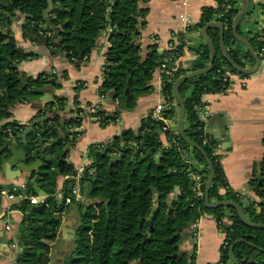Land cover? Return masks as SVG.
<instances>
[{
	"label": "trees",
	"instance_id": "obj_1",
	"mask_svg": "<svg viewBox=\"0 0 264 264\" xmlns=\"http://www.w3.org/2000/svg\"><path fill=\"white\" fill-rule=\"evenodd\" d=\"M148 1L52 0L48 16L51 20L46 24L43 11L48 7V0H0V170L1 161L9 156L8 148H2L7 141L24 149L29 161L36 153L46 158L38 173L32 175L25 185L28 195H36L31 184V180L35 179L46 196L38 204L23 200L10 206L22 213L15 242H10L15 243L18 249L12 264L49 262L50 248L58 234L62 210L64 207L67 209L64 205L66 196H72L74 205L79 209L84 207V210L79 212L72 239L73 247L64 264H132L137 261L138 264H194V253L180 249V242L185 236L177 232L184 231L186 226L203 215L213 217L217 227L226 233L228 245L219 248L216 264H234L229 249L236 240H241L233 247V255L239 264H264V227L245 224L233 206L210 208L205 205L204 197H195L183 151L190 153L194 161L192 168L201 175L204 186L210 171L209 165L199 150L185 143L177 129L163 130V121L154 117L152 111L140 119L136 128H128L108 141L88 145L86 154L90 162L78 180L81 195L84 194L86 183V195L88 199L94 200L88 201V204L82 203L86 201L83 195V200L73 199L75 180L71 176L75 169L72 163L65 160L64 153L56 154L55 148L61 151V146L40 144L38 133L32 132L22 142L18 135L26 126L16 120L4 122L12 115L14 105L40 96L41 89L56 79L55 74L44 71L29 76L27 80H24L23 75L19 77L18 64L21 61L42 55L40 52L25 51L18 45L10 27L17 18L16 12H20L26 16L20 28L22 38L30 43H45L47 55L64 56L72 64L88 59L102 32L109 28L102 83L98 91L101 100L110 99L114 108L109 111L97 103L95 112L88 113L102 127L118 119L123 109L117 105L126 91L128 100L125 109L130 110L136 106L142 94L152 89L154 72L165 57L169 65L161 74L164 100L161 113L174 124L178 105L173 84L180 76L208 66L210 50L207 44L198 47V57L190 67L184 68L175 65L185 45L181 35H178L179 44L161 52L157 42L143 46L140 38L148 12L145 3ZM222 1L217 0V6L203 7L200 21L194 27L202 29L213 22L215 13L222 10L224 15L217 22L223 26V43L227 55L240 67H252L255 59L232 32L233 18L240 7L235 0H229L230 8L224 10L219 5ZM248 2L241 20L258 8L263 15L264 30V1ZM241 20L237 24L239 35L242 34ZM206 33L215 48L212 69L181 80L177 86L184 102L183 130L190 140L203 149L211 163L213 175L208 190L209 202L234 201L250 222L264 224V154L252 165L248 180V185L255 187L252 191L258 200H244L229 186L219 162L220 156L216 154L217 139L206 132L207 139L199 137L201 113L198 107L204 104L202 97L222 89V77L217 71L219 68L225 65L235 72L220 50V29L209 25ZM248 41L257 57L264 60V35L260 38L255 33ZM169 43L172 44L173 40ZM175 66L176 70H172ZM55 100L59 103L57 98ZM46 105L37 111L36 117L44 116ZM74 111L76 116L70 124L80 127L85 110L79 107ZM79 134L77 131L72 133L74 138ZM163 138L168 144L164 145ZM176 144L181 146V151ZM47 153L53 156L46 157ZM117 155L120 158L112 160ZM197 164L202 165V168H196ZM64 175L69 177L62 182V200L59 202L57 183L59 177ZM258 176L262 178L259 180ZM175 188L178 193L170 198ZM5 189L6 186L0 185V194Z\"/></svg>",
	"mask_w": 264,
	"mask_h": 264
},
{
	"label": "crops",
	"instance_id": "obj_2",
	"mask_svg": "<svg viewBox=\"0 0 264 264\" xmlns=\"http://www.w3.org/2000/svg\"><path fill=\"white\" fill-rule=\"evenodd\" d=\"M216 1L149 0L145 3L148 12L144 18L145 24L141 31L140 41L142 45L145 46L150 42L157 41L160 52L168 49L170 40H174V34L182 30L183 22L180 17L186 16L191 25L183 33L185 45L176 64L184 68L190 67L198 57L196 49L207 44L202 35V29H197L194 26L200 21L202 8L215 6ZM235 1L236 5L241 8L243 0ZM16 17L10 28L20 48L25 51L42 53L39 57L21 61L18 64L20 72L23 76L29 77L44 71L55 74L56 79L48 84L53 89L42 91L40 96L14 105L12 115L4 122L16 120L19 124L27 127L32 122L40 120L41 117H36L37 111L55 98L59 100L60 106L57 107L59 110L54 112L62 119H69L74 116L73 104L75 103L85 110L97 103H101V106L109 111L114 108L110 99L101 100L98 91L102 83L104 52L108 46L109 28L102 32L88 59L72 64L64 56L50 57L47 55L45 43L25 41L20 29L25 16ZM262 27L263 15L261 10L256 8L252 15L241 20V36L247 40L255 33L260 36ZM168 65L169 62L164 57L161 66L154 72L151 81L152 89L138 98L133 109H123L115 122L102 127L95 121L94 117L87 113L83 115L82 123L77 131L80 134L75 138L71 135L66 144L62 146L65 160L73 164L75 171L80 166H85L90 162L86 154L89 144L108 141L128 128H136L140 119L150 113L162 101L161 74ZM246 76L247 84L245 87L235 81L234 85L222 93L205 94L203 100L207 103L211 113L206 127L208 131L214 127L216 129L215 135H213L218 141L216 153L220 156L229 186L233 191L239 193L244 200L247 199L244 196L245 191H247L248 196L253 197V200H258V197L251 190V186L248 185V180L251 177L252 165L264 154V60H260L256 72ZM170 126L172 127V124ZM173 126L177 129L176 121ZM163 143L164 145L167 144L164 138ZM28 179L27 177L7 179L4 171L0 170V185L6 186V188L16 187L26 193L25 185ZM65 179L66 175L59 177L57 192L60 191ZM3 192L0 194V264H12L18 249L16 245L10 242L15 237L18 223L22 219V213L17 209L10 208L16 201L7 199ZM177 193L178 189H175L170 198L175 197ZM69 222L70 220L61 222L57 237L51 245L50 258L47 264H64V260L72 248L71 242L67 240V232L74 227ZM6 225L9 226V229H6ZM63 229L66 230L65 233ZM221 240L220 230L215 219L209 215H203L197 220L196 241L191 240L192 244L180 245V249L188 253L193 251L194 264H216L219 259Z\"/></svg>",
	"mask_w": 264,
	"mask_h": 264
},
{
	"label": "water",
	"instance_id": "obj_3",
	"mask_svg": "<svg viewBox=\"0 0 264 264\" xmlns=\"http://www.w3.org/2000/svg\"><path fill=\"white\" fill-rule=\"evenodd\" d=\"M52 0H48V7L43 11V17L45 18V22L46 24L50 22V18H48L49 16V12L51 10L52 7ZM248 0H243V5L240 8V10L238 11V13L234 16L233 18V24H232V32L234 37L240 41L247 49L248 51L251 53V55L253 56V58L255 59V65L252 68H243L240 67L238 65H236L231 59L230 57L227 55L226 49L224 47V43H223V26L222 24H220L219 22H211L210 24L204 26L202 28V35L204 36V38L206 39L208 48L210 50V59H209V64L208 66H206L205 68L199 69V70H195L192 72H189L185 75L180 76L173 84V92H174V96L176 99V103L178 105V112H177V117H176V126H177V131L179 133V135L182 137V139L185 141L186 144H188L189 146H192L194 148H196L197 150H199L202 155L204 156L205 160L207 161L210 171L207 177V180L205 182V187H204V202L205 205L207 207L210 208H214V207H218V206H233L237 212V215L239 216V218L247 225L249 226H258V227H264V224L262 223H253L250 222L242 213V210L240 208V206L234 202V201H230V200H225V201H221V202H209L208 200V190H209V186L212 180V175H213V169L211 167V163L210 161L206 158V155L203 151V149L196 144L195 142H193L192 140H190L184 133L183 130V126H182V122H183V115H184V102L183 99L181 98L177 86L178 83L181 80L193 77L195 75H199V74H203L206 73L208 71H210L212 69V65H213V61H214V57H215V48L214 45L212 43V41L210 40V38L208 37L207 33H206V29L209 25H215L220 29V50L222 52L223 57L225 58V60L229 63V65L232 66L233 69H235L236 72L241 73L243 75H250L253 74L254 72H256V70L258 69V66L260 64V59L257 57V55L255 54L253 48L251 47L250 43L248 42V40L244 37H242L241 35H239L237 33V24L240 20V18L245 14L247 8H248ZM21 15L25 14H21L20 12H16V16L21 17ZM26 17V16H25ZM9 29H7L6 33H8ZM42 44V43H41ZM22 76V72L19 73V77ZM28 76L24 77V80H27ZM48 89H53L52 86L50 85H45L41 91H47ZM128 100V94L127 91L125 92V94L122 96V98L120 99L119 103H118V108L119 109H125L126 107V102ZM51 116V115H50ZM47 117H41L40 120L38 121H34L32 122L31 125L27 126L25 128V130L20 133L18 136L21 138L22 142L26 141V138L28 136V134L30 132H32L33 134H37V130H36V125L39 124V127L41 128L40 131V135L43 136V134L46 133V128H43L44 122L46 121ZM78 131V130H77ZM67 136H64V138H66ZM46 142V146H53L55 145L56 142H61V139L58 140H53L50 138H39V143H45ZM3 149L8 148L9 151V157L7 159H3L1 161V169L2 171H4L5 173V177L7 179H15V178H30L32 175L38 173V171L40 170V168L42 167L43 162L46 160L45 157H41L40 154L36 153L34 155L31 156V161H29V158L27 156V153L24 149H17L12 141H7L3 144L2 146ZM64 152V151H63ZM120 156H113L112 160H116L119 159ZM259 180L261 179V176L257 177ZM260 182V181H259ZM31 184L33 187L34 192L36 193L37 196L39 197H45L46 196V192L44 190H42L36 183L35 180H31ZM257 187V186H256ZM251 190H253L255 187L251 186L250 187ZM152 218V215L150 217V219ZM151 220H149L150 222ZM190 226H186L183 230H179L177 233L180 235H183L185 237H189V232L187 231V229ZM63 232L65 233L66 230L63 229ZM68 235V239H73L74 237V229H70L69 232H67ZM241 240H236L234 241L231 245H230V256L234 262V264H239L236 260V258L233 255V247L234 245ZM139 261L134 262L132 264H138Z\"/></svg>",
	"mask_w": 264,
	"mask_h": 264
},
{
	"label": "built area",
	"instance_id": "obj_4",
	"mask_svg": "<svg viewBox=\"0 0 264 264\" xmlns=\"http://www.w3.org/2000/svg\"><path fill=\"white\" fill-rule=\"evenodd\" d=\"M217 3V2H216ZM229 0H223L219 5L221 8H223L224 10H227L230 8V4H229ZM218 5V6H219ZM217 6V5H216ZM224 15V12L222 10H220L218 13H215L213 16L212 21L217 22V19L222 18ZM180 20L183 22V27L182 30L180 32H176V34H174V40L172 44H169V48H174L177 44H179V36L181 35L183 37V33L189 28V26L191 25L190 20L186 17V16H181ZM263 30V29H262ZM179 35V36H178ZM264 35V30L263 33L259 36L260 38H262V36ZM184 41V38H183ZM157 42V41H155ZM263 50V49H262ZM175 60V65L177 66L178 64H176ZM176 66L172 69V70H176ZM179 66V65H178ZM221 77H222V82H223V86L222 89L220 90V92L222 93L223 91L229 89L232 85H234L235 81H238L240 83V85L242 87H245L247 82H246V75H243L241 73L238 72H234L231 71L230 69L227 68V66H222L221 68H219L217 70ZM162 82V81H161ZM203 99V97H202ZM204 101V100H203ZM96 105L87 107L85 110V113L88 114L89 113H93L96 110ZM164 107V100L162 97V101L160 103H158L154 109L152 110V115L160 120L163 121L164 125H163V130H171L172 127L170 126V119L165 118L162 113L161 110ZM82 108V107H81ZM200 113H201V125L199 126V130H201V133L199 134L200 138H205V134L209 133L206 125L209 122L211 113L209 111L208 105L207 103L204 101V104L202 106L198 107ZM82 114V113H80ZM206 132V133H204ZM207 139V137H206ZM167 142V140H166ZM168 144V142H167ZM178 150H182L181 146L179 144H176ZM217 154V153H216ZM183 159L184 162L187 164L186 170L188 172L189 177L191 178L193 185H192V189L194 191V195L196 198H201L204 197V181L202 180L201 175L192 169L191 164L194 163L191 155L189 152H185L183 151ZM219 162L221 163L220 159ZM198 168H202V165L197 164ZM84 167L85 166H80L77 171H75L74 175L71 176V178H73L75 180L73 188H72V195H73V199L75 201H80L83 200V197L80 193V188H79V177L81 176V174L84 171ZM69 175H66V178H68ZM3 194L7 197V199L11 200L14 199L17 202L23 201V200H28L31 204H38L40 203L44 197H39L37 195H28L27 193H23V192H17V193H13V192H7L5 193V191L3 192ZM239 197H241L239 195ZM62 199V197H61ZM72 202V196H66L64 198V205L68 204ZM65 211V207L62 210V215ZM6 229H9V226H5ZM220 230V235H221V246L222 248L226 247L228 245L227 243V239H226V233L224 230H222L219 227ZM196 237H197V220L192 223L190 225V238L193 242L196 241ZM12 240L15 242V237L12 238ZM15 245V243L13 244Z\"/></svg>",
	"mask_w": 264,
	"mask_h": 264
},
{
	"label": "flooded vegetation",
	"instance_id": "obj_5",
	"mask_svg": "<svg viewBox=\"0 0 264 264\" xmlns=\"http://www.w3.org/2000/svg\"><path fill=\"white\" fill-rule=\"evenodd\" d=\"M49 102L50 103L49 104L47 103V105H46L47 110L43 116V117H47V119L43 125V128H46V130H47L45 133L46 136L40 135L41 128L39 127V124L36 125L35 127L38 130H40V131H38L39 138H50L53 140L61 139V142H56L55 144H58L62 148V146H64L66 144V141L69 139V137L72 135V133L76 132L79 128V127H75L74 125L70 124V121L76 116V112L74 113L73 117H71L69 119H62L61 117H59V115H56V112H54L55 110L58 109L57 107L60 106V104L58 102H56L55 99H53ZM51 102H53V103H51ZM79 107L80 106L77 105L76 103L73 104L74 110H75V108H79ZM72 112H73V110H72ZM58 113H59V111H58ZM64 136H67V137L64 138ZM44 144H46V142ZM246 200H249V199H246Z\"/></svg>",
	"mask_w": 264,
	"mask_h": 264
},
{
	"label": "rangeland",
	"instance_id": "obj_6",
	"mask_svg": "<svg viewBox=\"0 0 264 264\" xmlns=\"http://www.w3.org/2000/svg\"><path fill=\"white\" fill-rule=\"evenodd\" d=\"M253 67V66H252ZM252 67H245V68H252ZM170 124H172V128H175L173 125V122H171ZM176 129V128H175ZM215 131H216V129H215V127L211 130L210 129V131H209V133L211 134V135H215ZM55 150H56V154H59V155H61L62 153H63V151H64V148L62 149L61 148V151H58V147L57 148H55ZM53 155L52 154H50V153H47L46 154V157H52ZM55 161V160H54ZM89 164V163H88ZM88 164H86V165H88ZM193 164V163H192ZM192 164H191V167H192ZM85 165V166H86ZM196 168H198V166H196ZM193 169V168H192ZM175 189H177V188H175ZM88 190V187L86 186V183L84 184V194H82L83 196H84V198H85V200L86 201H82V203L83 204H88V201L89 202H93L94 200H90V199H88V197H87V195H86V191ZM7 192H13V193H17V192H23V193H25L23 190H21V189H19V188H16V187H7L6 188V190H5V193H7ZM247 191H245L244 192V196H245V198H247V199H250V200H253V197H250V196H248L247 195V193H246ZM56 195H57V199H58V201L60 202L62 199H61V197H62V193H61V190L60 191H58L57 193H56ZM11 201H13V202H15V200L14 199H11ZM17 202V201H16ZM15 202V203H16ZM66 207H67V209L64 211V213H63V215H62V218H61V222L63 221V222H65V221H68V220H70V224H71V226L72 227H74V228H72V229H75V225H77V223H78V216H79V212H80V210H84V207H82V208H77V206L76 205H74V202H70V203H68V204H66L65 205ZM84 206V205H83ZM187 231L189 232V237H190V228H188L187 229ZM69 242H71V246L73 247V242H72V239H67ZM189 244H192L191 243V238H184V239H182V241L180 242V245L182 246V245H189ZM220 246H221V243H220ZM72 249V248H71ZM193 252V251H192ZM192 252H190V253H192Z\"/></svg>",
	"mask_w": 264,
	"mask_h": 264
}]
</instances>
